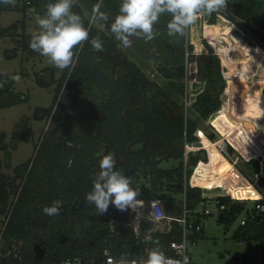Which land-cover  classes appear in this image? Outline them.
Wrapping results in <instances>:
<instances>
[{
	"label": "trees",
	"instance_id": "obj_1",
	"mask_svg": "<svg viewBox=\"0 0 264 264\" xmlns=\"http://www.w3.org/2000/svg\"><path fill=\"white\" fill-rule=\"evenodd\" d=\"M54 2L56 0L0 2V16L13 10L24 13L22 20L8 27L0 24V38L12 37L17 48L32 56H42L29 46L33 34L26 33L27 15L31 9L45 15L48 4ZM88 2L93 7L99 0ZM122 2L103 0L101 12L119 15ZM224 9L241 21L255 44L264 48V20L255 17L249 4L227 0ZM71 10L80 15L89 30V39L74 47L75 64L64 69L60 78L51 114L56 128L45 132L36 155L16 166L14 176L0 171V223L11 213L3 234V251H12V255L20 257H4L0 264H61L63 259L76 255L83 256L89 264H102L98 258L109 239L106 215L120 220L129 212L110 205L106 213L99 214L85 199L100 170L99 160L109 152L115 155V170L131 177V186L139 189L138 196L147 200L160 199L172 215L180 211L178 195H183L185 175L189 178L200 161L208 162L205 149L190 156L187 166L184 158L186 142L199 140L196 135L199 121L208 120L223 104L227 79L216 50L205 40V52L188 54V60L197 63L206 86L192 103L191 110L186 112L174 99V94L183 96L186 92L185 83L180 81L187 76L186 29L183 35H168L171 14H162L153 26L160 33L165 32L157 44L158 50L166 55L165 62L161 61L157 68L159 75L169 80L168 86H163L135 60L120 57L121 48L106 30L91 23L79 0H74ZM217 13H212L211 23L217 21ZM96 37L104 45L102 52L92 48L91 40ZM139 41L136 46H140ZM14 86L12 77L0 75V108L29 100L28 95L16 93ZM18 134L29 140L32 128L26 125ZM6 138L5 132L0 133V148L9 157ZM172 158L181 160L180 164L172 168L160 166L164 159ZM247 166L254 175L260 172L258 161H248ZM2 167L0 161V170ZM142 176L150 177V187L142 182ZM186 189L189 205L195 208L203 199V189L188 184ZM221 199L227 206L222 211L227 223L236 219L247 205L246 201H233L226 196ZM56 200L63 202L60 214L46 216L43 208ZM78 202L81 204L77 208ZM258 203L264 204V196L255 201ZM252 211L254 217H248L246 224L241 226L256 229L264 253V211L260 212L256 207ZM151 226L149 220L143 221L144 228ZM203 233L204 229L194 242ZM156 236L165 242L179 238L178 234L174 237L171 233ZM122 237L127 245L113 251L134 256L137 251L132 233ZM38 245L45 246L41 259L37 258Z\"/></svg>",
	"mask_w": 264,
	"mask_h": 264
},
{
	"label": "rangeland",
	"instance_id": "obj_2",
	"mask_svg": "<svg viewBox=\"0 0 264 264\" xmlns=\"http://www.w3.org/2000/svg\"><path fill=\"white\" fill-rule=\"evenodd\" d=\"M232 1L249 4L255 17L264 20V0ZM79 2L83 5L91 23L106 30L121 48V58L130 57L152 79L163 86H168L169 80L161 77L157 70L161 61L165 62L166 60V55L157 47L165 32L160 33V30L154 28L153 31L156 35L152 40H147L142 33L130 36L129 39L132 43L130 47L126 48L111 32V24L117 15L106 14L107 20L93 19V7L88 0H79ZM37 15L39 14H36L33 9L28 12L27 34L42 31L35 22ZM211 16L212 13L202 14L200 28L197 29L193 24L186 29L185 64L187 76L180 80L185 83L186 92L183 96L174 94L175 101L179 105H183L188 112L197 96L204 91L206 80L198 72L197 63L188 60V54L205 52L204 41L206 40L220 57L222 72L227 79L225 91L229 94V99L226 107H223L222 104L221 113L212 123H208V120L199 121V135L202 138L203 147L209 150L210 161L199 164L192 181L212 191L220 187L223 191L231 192L242 199H256L259 194L252 186L247 185L240 173L243 175L245 173L247 178L255 183L256 189L261 194L264 193V183H262L264 174L259 180L247 166L248 161L251 160L258 161L260 165L264 161V48L254 43L252 36L242 26L241 21L231 13H217L215 23L210 22ZM23 17L24 13L19 10L4 12L0 16V24L3 27H8L22 20ZM205 22L207 24H204ZM197 32L198 35H196ZM208 35L213 38L211 41L208 40ZM138 40H140V46H136ZM17 47L18 45L12 37L0 38V75L12 77L15 81L14 91L29 96L28 101L0 108V133L7 134L6 142L9 144L11 153V156L8 157L6 151L0 148V161L3 166L0 171L12 176H14L16 166L33 159L45 132L56 128L52 122L51 114L59 81L64 71V69L56 67L48 58L32 56ZM200 50L203 51L200 52ZM196 51L200 53H196ZM8 54L11 56L8 57ZM250 91L253 92L252 95ZM74 98L77 101V94L74 95ZM56 107L57 104L55 109ZM26 125L32 128L29 140H25L22 135L18 134V131ZM198 139L200 142L199 137ZM187 144V151L190 154V151L192 152L194 149L191 145L193 143L188 142ZM135 147L133 146L132 149ZM162 156L165 157L166 154H162ZM180 162L181 160L173 158L164 159L160 166L172 168L178 166ZM140 178L147 187H150V177H148L149 179L143 176ZM182 196L179 194L178 199L181 200ZM80 204L81 202H78L76 207L78 208ZM247 205L254 207L255 202L251 199L247 200ZM246 216L247 214L242 212L230 223L224 221L223 213L218 210L205 216L203 218L204 233L192 246L194 262L196 264H263L262 242L257 239L256 229L241 226V221ZM3 221L4 218L0 223V230ZM44 249V245L37 246L38 259L43 257Z\"/></svg>",
	"mask_w": 264,
	"mask_h": 264
},
{
	"label": "clouds",
	"instance_id": "obj_3",
	"mask_svg": "<svg viewBox=\"0 0 264 264\" xmlns=\"http://www.w3.org/2000/svg\"><path fill=\"white\" fill-rule=\"evenodd\" d=\"M13 3L14 0H0ZM99 0L92 8L93 19L107 20L108 16L101 12ZM74 0H56L49 3L44 16L37 15L35 22L42 31L34 33L29 42L30 48L48 58L56 67L66 69L74 66V47L89 39V30L84 26L80 15L72 12ZM227 0H123L119 12L111 24V32L122 42L124 47H130V36L141 33L147 40L154 39L156 33L153 26L164 13L171 14L167 24L168 35H183L185 29L197 22L202 14H211L226 8ZM92 48L97 52L104 50L99 37L91 40ZM116 159L114 153H107L99 160V172L96 175L92 191L85 199L93 204L99 214L108 211L114 205L120 211L135 209L143 202L137 200L139 189L131 186V177L115 170ZM63 202L54 201L51 206H45L43 213L52 217L60 214ZM153 202L154 216L159 219L163 213ZM150 239V237L148 238ZM146 264H181L180 260L166 256L158 247L153 248L147 257ZM183 264H187V257Z\"/></svg>",
	"mask_w": 264,
	"mask_h": 264
},
{
	"label": "built area",
	"instance_id": "obj_4",
	"mask_svg": "<svg viewBox=\"0 0 264 264\" xmlns=\"http://www.w3.org/2000/svg\"><path fill=\"white\" fill-rule=\"evenodd\" d=\"M224 14H227V10L224 8L218 11ZM194 70V69H193ZM199 130H197L196 135L200 138V142H202V138L199 135ZM188 142H186L187 144ZM185 144V163L187 166L188 158L190 157L188 154V147ZM194 149L199 148L191 144ZM204 146V144H203ZM201 146L200 148L205 147ZM194 150L193 154L197 153L201 149ZM191 149V148H190ZM208 151V162L210 161V154ZM204 162V163H208ZM203 163L200 161L198 165L194 168L192 175L188 178L187 174L185 175V189L183 192V196L181 199V207L180 211L176 215H172L169 213L168 209L164 205V203L160 199H151L146 200L141 196H137V200L142 201L141 205H138L135 209L129 208L128 215L120 220H117L110 215H106L108 218V242L105 245L103 252L99 255V258L102 264H146L148 253L153 249L158 247L161 251H163L166 256L171 257L173 259H177L181 261L183 264L184 258L187 257V264H196L193 260L192 256V246L194 245V240L197 235L201 233L204 229L203 226V218L213 213L214 210L223 211L226 209V204L222 202L221 197L226 196L233 201H246L252 200L253 202L259 201L263 198V193L261 194L259 190L256 189L255 183L244 176L242 173V177L247 182V185H250L254 188V190L259 194V197L256 199L245 198L242 199L239 196H235L231 192L224 193H207L205 190L203 191L201 202L195 207L191 208L187 198V184L191 187H201L202 189H206L202 186L193 183L194 173L199 166V164ZM235 166V165H234ZM187 173V172H186ZM264 174V161L260 165V172L256 174L257 179H261L260 175ZM216 189H221L217 187ZM153 202H158V207L162 210L163 215L156 219L154 216V209L152 208ZM258 211H264V204L258 203L255 206ZM249 205H246V208L243 212L247 214L246 218L241 221V225H245L248 217H254L253 208ZM11 214V213H10ZM10 214L7 217H4L3 226L0 230V263L4 257L6 258H15L19 257L18 254L12 255L9 251L5 253L4 249V231L6 225L9 222ZM149 220L152 222V226L148 229L143 227V221ZM132 233L135 247L134 250L137 253L128 257L125 256L126 253L114 252V249L124 248L127 244H124V238L122 236L128 235V233ZM172 234L174 237L178 234L179 238H174L170 241L165 242L156 236V234ZM150 237V239H148ZM20 258V257H19ZM15 263V262H14ZM61 264H89V262L83 256H72L63 259ZM264 264V261H263Z\"/></svg>",
	"mask_w": 264,
	"mask_h": 264
},
{
	"label": "water",
	"instance_id": "obj_5",
	"mask_svg": "<svg viewBox=\"0 0 264 264\" xmlns=\"http://www.w3.org/2000/svg\"><path fill=\"white\" fill-rule=\"evenodd\" d=\"M256 60H258V59H256ZM228 99H229V94L227 93V91H225V93L223 94V96H222V100H223V107H226L227 106V103H228ZM221 113V110H218V111H216V112H214L210 117H209V119H208V123H212L213 122V120L215 119V118H217L218 116H219V114ZM251 124V123H250ZM253 124V123H252ZM193 145L194 146H197V147H201V146H203V144L201 143V142H199V141H197V142H195V143H193ZM189 154V153H188ZM193 155V152H191L190 151V154H189V156H192ZM260 177L262 178L263 177V174H261L260 175ZM207 193H224L225 191H223V189H215V190H209V189H204ZM210 191H212V192H210Z\"/></svg>",
	"mask_w": 264,
	"mask_h": 264
},
{
	"label": "crops",
	"instance_id": "obj_6",
	"mask_svg": "<svg viewBox=\"0 0 264 264\" xmlns=\"http://www.w3.org/2000/svg\"><path fill=\"white\" fill-rule=\"evenodd\" d=\"M200 18H201V15L198 17L197 22L195 23V27H197V29L201 27V26H200V25H201V20H200ZM204 24H207V23L205 22ZM196 35H198V32H197ZM207 38H208V40L211 41V38H212V37H209V35H208ZM194 39H195V37H194ZM212 39H213V38H212ZM198 48H199V47H198ZM201 49H202V48H201ZM202 51H203V50H202ZM202 51L200 50V52H202ZM200 52H197V51H196V53H200ZM146 73H147V72H146ZM165 79H166V78H165ZM254 83L256 84L257 82H254ZM250 92H251V95H252L253 92H252V91H250ZM227 110H228V109H227ZM228 114H229V113H228ZM229 116L231 117V115H229ZM247 131L249 132V130H247ZM249 134H250V133H249Z\"/></svg>",
	"mask_w": 264,
	"mask_h": 264
}]
</instances>
